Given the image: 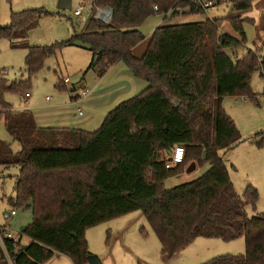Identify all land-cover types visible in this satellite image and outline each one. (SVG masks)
<instances>
[{
  "label": "trees",
  "instance_id": "trees-1",
  "mask_svg": "<svg viewBox=\"0 0 264 264\" xmlns=\"http://www.w3.org/2000/svg\"><path fill=\"white\" fill-rule=\"evenodd\" d=\"M88 1L93 12L110 7V22L93 15L66 41L30 45L29 32L50 12L28 9L12 13L10 24L0 25V38L23 41L30 75L62 46L81 42L93 52L89 69L99 77L123 61L148 86L121 102L90 132L40 127L32 112L14 110L3 100L5 91H17L27 82L7 85L0 77V120L21 146L15 152L0 139V166L20 167L11 201L33 211L22 233L30 243L4 238L0 264H48L56 255L89 264L93 254L87 229L135 211H141L154 230L165 262L198 238H244L245 253L217 256L203 264H264V213L250 217L247 211L250 205L256 207L258 190L248 185L241 196L222 155L243 140L223 99L241 95L257 101L251 89L253 73L259 72L264 83V59L257 51L249 49L240 58L228 53L246 43L242 14L255 0H234L233 12L224 18L165 22L139 57L134 50L146 36L138 26L148 17L163 14L168 20L171 11V17L179 14V7H188V14L204 13L201 6L193 0ZM225 23L240 38L224 33ZM62 83L59 87H65ZM258 135L263 145L264 129ZM177 145L185 148L184 161L167 167L169 152ZM204 162L209 168L201 176L165 186L187 163L198 167Z\"/></svg>",
  "mask_w": 264,
  "mask_h": 264
},
{
  "label": "rangeland",
  "instance_id": "rangeland-1",
  "mask_svg": "<svg viewBox=\"0 0 264 264\" xmlns=\"http://www.w3.org/2000/svg\"><path fill=\"white\" fill-rule=\"evenodd\" d=\"M224 1L226 4L219 3L216 7L199 14H188V7H179L177 9L179 14L171 17L173 12L171 11L168 20H164L163 14L151 15L138 26L146 36V40L134 50V54L138 57L143 55L150 36L164 21L183 23L227 17L233 12L234 0ZM60 2L61 0H1L0 25L10 24L14 12L28 9L48 11L50 14L43 15L38 25L29 32L27 42L37 46L61 43L70 39L74 33H80L94 13L91 11L92 4L88 0H71L70 8L60 7ZM80 6H83L82 14L75 15V10ZM242 17L246 18L244 22L246 43L237 51L228 50V53L234 58H240L252 49L264 59V0H255L252 8L243 12ZM222 31L240 38L228 23L222 26ZM20 43L22 44L23 41L0 38V77L7 85L27 82L17 91H5L3 100L10 103L14 110L32 112L40 125H66L69 128L96 131L107 115L105 110L107 108L97 113L99 118L94 119L92 111L96 105L88 102V97L84 98L83 102L73 99L79 93V88L83 87L89 92L93 88L94 92L96 85L101 82L100 90L96 91L100 92L101 101L112 100L119 96L122 99L126 94L125 90L121 91V87L125 88L127 85L126 76L119 77L121 70L127 68L123 61L111 66L103 76L105 78L99 77L95 70L89 69L93 52L78 42L76 45L62 46L44 61L37 73L30 75L26 68L28 50L21 47ZM15 44L20 45L15 46ZM65 78H69L70 83L65 87H59L60 82ZM136 82L140 90L134 95H138L147 87V83L142 79H137ZM251 89L257 94V101L249 99L248 96L242 98L241 95L227 96L223 99V106L240 130L243 140L234 148L222 152L235 190L241 196L244 195L248 185L258 190L256 207L250 205L247 208L250 217L264 213V144L259 145L261 136L258 135L264 129V83L259 72H254L252 75ZM26 93H29L30 97H26ZM48 96L51 98L49 101ZM79 107L83 108V115L78 114ZM0 139L11 143L15 152L21 149L20 143L15 141L7 130L4 120H0ZM190 166L191 163H187L182 167L180 174L167 178L165 186L174 187L196 179L209 168L208 163L204 162L198 167L195 165V169L188 172ZM19 169L18 165L0 166V227H6L15 239L27 245L30 239L22 235L20 228L32 222L33 211L29 207L13 205L11 201L16 196L15 185ZM13 209L17 214L6 217L5 213L10 214ZM86 238L90 252L101 264H203L217 256L245 253L246 250L244 238L233 241L198 238L165 262L161 256L160 241L141 211L119 216L91 227L86 231ZM48 264L74 263L65 255H56Z\"/></svg>",
  "mask_w": 264,
  "mask_h": 264
},
{
  "label": "built area",
  "instance_id": "built-area-1",
  "mask_svg": "<svg viewBox=\"0 0 264 264\" xmlns=\"http://www.w3.org/2000/svg\"><path fill=\"white\" fill-rule=\"evenodd\" d=\"M196 4L200 5L201 8L204 11H207L211 8H214L218 5V2L213 1V0H193ZM224 4L225 1H223ZM155 10L158 9V6L154 7ZM82 10H83V6H80L77 10H75L74 14L75 15H81L82 14ZM91 11L93 12V9H91ZM94 15L97 19H99L100 21L104 22V23H108L111 20L112 17V9H110V7H100L97 8V10H95ZM6 72H4L5 74ZM63 82L65 84H69L70 83V79L69 78H65L63 80ZM90 94L89 90L85 89V88H79V93L77 95L76 101H81L84 98L88 97ZM26 97H30L29 93H26ZM245 96H242V98H244ZM47 100H50V97H47ZM78 113L79 115H83V108L79 107L78 109ZM185 158V148L183 145H177L174 150L172 151L171 154V160L169 162H167V167H173L176 166L180 163H182L184 161ZM17 214L16 210H11L10 214L5 213V216L8 217L9 215L14 216ZM4 238H12L14 240H17L14 238L13 234L11 233L10 230H8L6 227H0V243L3 244ZM11 262V260H9Z\"/></svg>",
  "mask_w": 264,
  "mask_h": 264
},
{
  "label": "crops",
  "instance_id": "crops-1",
  "mask_svg": "<svg viewBox=\"0 0 264 264\" xmlns=\"http://www.w3.org/2000/svg\"><path fill=\"white\" fill-rule=\"evenodd\" d=\"M163 23H165V21L164 22H162V23H160L159 25H161V24H163ZM158 25V26H159ZM144 53V52H143ZM126 67L127 68H123L122 70H121V75L119 76V77H121V76H126V86H125V88L124 87H121V91L122 90H125V92L124 93H126L125 95H123V97H122V99H120L119 97H115L114 99H112V100H103V101H101L100 99H101V94H99L100 92H96L97 90L99 91L100 90V86L102 85L101 84V82H99V85H96L97 87H96V89H95V91L93 92V88H92V90H90V96H88V102H92L93 104H95L96 105V107L93 109V117H95L94 119H96L97 117L99 118V116L97 115V113L99 114L100 112H101V110L103 109V108H107V109H105L106 110V112H107V114L111 111V110H113L115 107H117L121 102H123V101H125V100H127V99H130V98H132V97H134V96H136V95H134L136 92H138L140 89H139V87H138V84H137V79H139V78H137L135 75H134V73L128 68V66L126 65ZM103 78H105V77H103ZM102 78V79H103ZM101 79V80H102ZM146 82V81H145ZM147 83V82H146ZM66 85V84H65ZM121 86H124V85H121ZM147 86H148V83H147ZM138 87V89H136ZM146 89V88H145ZM78 95V94H77ZM77 95L73 98V99H75L76 100V98H77ZM51 99V98H50ZM77 102H83V100H81V101H77ZM99 105V106H98ZM79 109V108H78ZM78 111V110H77ZM106 112L104 113V114H106ZM79 114V113H78ZM36 121H37V124L40 126V127H50V128H65V127H69V126H66V125H61V126H43V125H40L39 124V122H38V119H36ZM30 243V242H29ZM28 243V244H29Z\"/></svg>",
  "mask_w": 264,
  "mask_h": 264
},
{
  "label": "water",
  "instance_id": "water-1",
  "mask_svg": "<svg viewBox=\"0 0 264 264\" xmlns=\"http://www.w3.org/2000/svg\"><path fill=\"white\" fill-rule=\"evenodd\" d=\"M60 7H71V0H61L60 2ZM111 9V8H110ZM169 154H172V151L169 152ZM195 164L193 163L189 168H188V172H190L191 170L195 169ZM27 226H22L20 228V232L24 233L26 230ZM89 264H101L100 261L98 260V258L94 255H91L89 258Z\"/></svg>",
  "mask_w": 264,
  "mask_h": 264
}]
</instances>
